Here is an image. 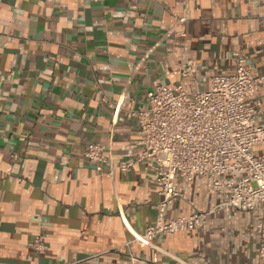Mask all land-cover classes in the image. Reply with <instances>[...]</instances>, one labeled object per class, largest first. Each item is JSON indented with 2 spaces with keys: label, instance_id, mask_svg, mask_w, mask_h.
<instances>
[{
  "label": "crops",
  "instance_id": "crops-1",
  "mask_svg": "<svg viewBox=\"0 0 264 264\" xmlns=\"http://www.w3.org/2000/svg\"><path fill=\"white\" fill-rule=\"evenodd\" d=\"M237 52L264 76V0H0V264H259L261 210L133 242L129 227L153 224L163 200L156 172L111 169L141 153L130 110L149 91L204 90ZM188 61L195 79L175 73ZM257 99L264 124V83ZM90 143L103 171L82 155ZM179 181L168 218L218 205L203 176Z\"/></svg>",
  "mask_w": 264,
  "mask_h": 264
},
{
  "label": "built area",
  "instance_id": "built-area-1",
  "mask_svg": "<svg viewBox=\"0 0 264 264\" xmlns=\"http://www.w3.org/2000/svg\"><path fill=\"white\" fill-rule=\"evenodd\" d=\"M186 20V16L178 18L179 23ZM234 62L232 74L211 77L204 90L190 91L182 84L173 88L158 85L147 93L145 105L130 110L139 125L142 150L135 160L112 165L111 169L127 172L138 164L153 166L163 196L155 205L153 224L144 231L129 227L133 242L140 246H152L161 236L198 230L208 215L221 210L264 213V153L255 154L256 148L264 147L257 99L264 76L258 75L240 52ZM196 72L192 61L175 69L182 78L195 79ZM104 152L103 145L90 143L82 155L103 171L102 164L107 162ZM198 175L217 191L218 205L168 218V207L184 196L179 179L192 182ZM259 229V264H264V223ZM33 246L44 251V238H37ZM135 260L131 256L132 264ZM145 263H156V259Z\"/></svg>",
  "mask_w": 264,
  "mask_h": 264
},
{
  "label": "rangeland",
  "instance_id": "rangeland-1",
  "mask_svg": "<svg viewBox=\"0 0 264 264\" xmlns=\"http://www.w3.org/2000/svg\"><path fill=\"white\" fill-rule=\"evenodd\" d=\"M170 88H171V87H170ZM255 153L258 154L257 151H255Z\"/></svg>",
  "mask_w": 264,
  "mask_h": 264
}]
</instances>
